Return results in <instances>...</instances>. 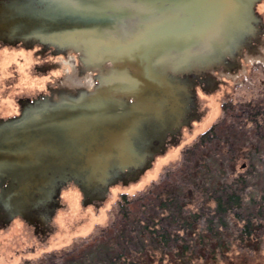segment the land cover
<instances>
[{"label":"water","instance_id":"95a60500","mask_svg":"<svg viewBox=\"0 0 264 264\" xmlns=\"http://www.w3.org/2000/svg\"><path fill=\"white\" fill-rule=\"evenodd\" d=\"M262 1L0 0V44L92 74L0 119V225H46L68 184L92 202L136 181L195 118V87L259 55Z\"/></svg>","mask_w":264,"mask_h":264},{"label":"rangeland","instance_id":"374dc122","mask_svg":"<svg viewBox=\"0 0 264 264\" xmlns=\"http://www.w3.org/2000/svg\"><path fill=\"white\" fill-rule=\"evenodd\" d=\"M256 10L264 22V0L258 4ZM260 39L262 45L259 46V55L245 60L240 58L237 69L221 74L214 73L211 77L214 84H202L195 87V118L190 122L189 127L181 130L175 142L167 144L165 151L154 158L150 167L136 181L118 182L109 188L103 200L92 202H84L77 187L68 184L60 191L59 206L46 225L35 228L19 218L13 219L7 225H0V264H48V262L67 264L69 261L67 263L65 261L69 258L64 259L65 255L71 253L78 256L81 252L94 250L96 246L89 247L87 244L104 234L105 232H101L102 229L113 226L121 219L118 214L120 196L125 194L130 199H140L134 206L138 207L142 199H148V189L156 190L163 183L165 184L163 190L171 188L173 183L179 180L178 171L186 156V149L214 125H222V122L227 121L226 125L233 124L232 128L238 130V138L225 137L227 139L222 143L224 147L222 153H226L230 148L243 152L240 148L245 139H248L243 134H250L255 126L236 117L239 114V108L244 104H257L264 109V33ZM38 49V47L24 48L21 45L0 44V119L18 114L19 101L46 95L47 87H54L55 83L66 78L71 82V79L77 76L79 62L75 54H67V57L62 54L42 55ZM91 76L92 74L88 72L85 80L89 82L90 87ZM259 127L257 134L253 133L254 148L243 152L247 159L239 161L233 173L234 177L243 175L246 179L247 187L245 186L242 192L247 198L250 195L257 198L264 196L263 120L260 121ZM224 167L227 172L228 164L226 166L224 164ZM211 177L208 183L223 181L218 177ZM232 179L228 180L229 183ZM209 205L212 206V203L210 202ZM198 206L199 204L193 203L187 206V210L192 213L203 212V218L210 217L207 207L204 206L206 209L200 211ZM230 224L229 221L228 226L222 229L221 240L215 243L231 244V238L235 235L231 232L233 228L230 229ZM259 242V246L250 251L248 249L253 248L255 244L248 245V249H241V245H237L236 241L229 244L231 247L226 254L223 256L221 253L217 254V263L210 260L205 264L263 263L264 234ZM94 252L96 250L92 253ZM162 252L164 250L156 251L153 264H158L159 261L162 264L167 262L172 264V258L167 255L163 257ZM54 253L60 254L53 257ZM73 260L74 264L94 262V258L91 257L86 260L77 257ZM201 262L198 261L196 264ZM72 263L69 262V264Z\"/></svg>","mask_w":264,"mask_h":264},{"label":"trees","instance_id":"16d2710c","mask_svg":"<svg viewBox=\"0 0 264 264\" xmlns=\"http://www.w3.org/2000/svg\"><path fill=\"white\" fill-rule=\"evenodd\" d=\"M261 110L264 109L257 104H244L240 106L239 114L235 115L255 126L250 134H243L248 137L240 148L243 152L254 148L252 138L260 128V121L264 122V111ZM226 122L212 126L186 149L178 171L179 183H173L166 190H163L164 183L156 190L148 189V199H142L138 207L134 206L140 199L121 195L118 201L121 219L118 223L102 229L101 232L105 233L87 244L89 247L96 246L94 250L81 252L78 256L71 253L63 255L64 259L69 258L65 263L74 264L72 259L77 257L85 260L91 257L94 258L92 264H153L156 251L164 250L163 257L172 258V264H196L198 261L205 264L210 260L217 263V254H226L236 241L241 249H248V245L252 244L255 245L248 250L256 249L264 234V196L257 198L250 195L247 198L242 192L246 179L243 175L234 177L235 165L247 157L231 148L222 153V143L228 137H239L238 130L232 128L233 124L226 125ZM224 164H228L227 172ZM210 177L223 181L208 183ZM230 178L233 179L229 183ZM193 203L199 204L200 211L207 207L210 217L203 218V212H189L187 206ZM229 221L230 229L233 228L231 232L235 235L231 244L215 243L221 240V231ZM59 254L54 253L53 257Z\"/></svg>","mask_w":264,"mask_h":264},{"label":"flooded vegetation","instance_id":"af4514ba","mask_svg":"<svg viewBox=\"0 0 264 264\" xmlns=\"http://www.w3.org/2000/svg\"><path fill=\"white\" fill-rule=\"evenodd\" d=\"M39 48V47H38ZM39 52L42 54V55H45V54H52L54 55L55 53H53L51 50H44V49H41L39 48L38 49ZM69 54H72V53H69ZM68 54V55H69ZM67 54L63 55L65 57ZM77 58V57H76ZM78 61V60H77ZM87 73L86 71H84L83 69H80V64H79V67H78V73H77V76L75 77L76 78V82L75 81H69L66 79L64 80H61L57 83H55L54 87H47V93L46 94H49L50 93V89H55L56 87H58L59 85H66V86H70V87H84V88H87L88 86H90L89 82L85 81L86 80V76H87ZM167 146V145H166Z\"/></svg>","mask_w":264,"mask_h":264},{"label":"bare ground","instance_id":"6f19581e","mask_svg":"<svg viewBox=\"0 0 264 264\" xmlns=\"http://www.w3.org/2000/svg\"><path fill=\"white\" fill-rule=\"evenodd\" d=\"M71 80L76 82V78L75 77H73Z\"/></svg>","mask_w":264,"mask_h":264}]
</instances>
